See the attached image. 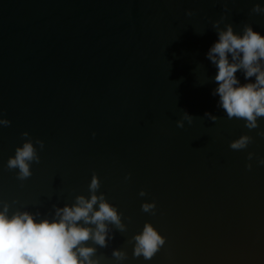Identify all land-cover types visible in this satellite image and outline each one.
<instances>
[{
    "label": "water",
    "instance_id": "water-1",
    "mask_svg": "<svg viewBox=\"0 0 264 264\" xmlns=\"http://www.w3.org/2000/svg\"><path fill=\"white\" fill-rule=\"evenodd\" d=\"M257 3L264 7V0H0V118L11 121L0 126V201L11 205L9 215L52 219L54 206L90 198L96 174L97 194L127 226H109L114 239L96 246L100 264H264V118L251 131L228 119L212 95L218 70L206 58L222 17V28L231 23L242 34L250 24L264 35ZM236 75L241 84L255 81ZM185 112L194 120L179 128ZM242 135L253 142L231 149ZM29 139L41 159L20 181L7 161ZM145 202H155V214L142 211ZM146 223L166 237L151 260L133 255ZM114 249L127 259L116 260Z\"/></svg>",
    "mask_w": 264,
    "mask_h": 264
},
{
    "label": "clouds",
    "instance_id": "clouds-1",
    "mask_svg": "<svg viewBox=\"0 0 264 264\" xmlns=\"http://www.w3.org/2000/svg\"><path fill=\"white\" fill-rule=\"evenodd\" d=\"M252 12L264 14V7L257 3ZM187 15L192 16L193 13L189 11ZM224 19L222 17L213 23L218 39L206 54L218 70L214 77L218 87L213 89L212 95L219 97L218 107L228 119L243 120L248 130H255L260 127L259 118H264V35L254 31L250 24L244 25L242 34L237 33L231 23L222 28ZM238 71L244 73L245 80L255 78V81L241 84L236 75ZM205 116L212 122L219 119L211 113H205ZM185 120L191 124L194 117L185 112L183 119L177 121V127L183 128ZM10 125V120L0 118V126ZM22 135L28 137L29 133ZM258 135L264 136V131ZM252 142V136L242 135L230 143V148L243 150ZM35 143L41 150L45 146L43 140ZM254 156L255 153L250 152L248 160ZM40 159L37 148L29 139L22 147L16 148L15 155L7 161V168L18 169L17 179L25 181L33 175L32 163L38 164ZM259 164L264 165V159H260ZM247 168L251 170L252 164L249 163ZM126 179H130V175ZM100 187L99 176L93 174L89 184L90 198L79 195L71 205L54 206L52 219L38 220L42 213L20 210L9 215L11 205L0 201V264H100L96 246L107 248L109 241L114 239L109 226L120 232L127 230L122 222V213L103 193L97 194ZM139 195L143 197L147 193L142 190ZM141 207L142 211L155 214V202H145ZM89 241L94 246H90ZM133 241V255L151 260L164 246L166 237L151 223H146ZM112 256L118 261L127 259L126 251L121 249H114Z\"/></svg>",
    "mask_w": 264,
    "mask_h": 264
}]
</instances>
